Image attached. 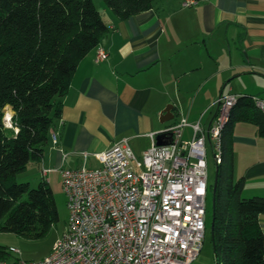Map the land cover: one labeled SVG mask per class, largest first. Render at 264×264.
I'll return each mask as SVG.
<instances>
[{"label":"crops","instance_id":"0c3cea01","mask_svg":"<svg viewBox=\"0 0 264 264\" xmlns=\"http://www.w3.org/2000/svg\"><path fill=\"white\" fill-rule=\"evenodd\" d=\"M181 2L156 0L150 10L125 20L103 10L109 30L100 45L107 59L95 62L92 49L77 64L43 158L27 167L36 183L79 167L83 153L103 152L122 139L139 158L180 118L206 129L221 95L264 101V0H197L190 8ZM168 105L174 118L162 124L159 117ZM239 112L243 116L230 139L233 179L243 177L244 188L259 194L264 136L250 115L233 108ZM191 131L184 128V139ZM86 165L99 163L89 157ZM43 169L49 170L46 175ZM259 224L264 233V214Z\"/></svg>","mask_w":264,"mask_h":264},{"label":"trees","instance_id":"16d2710c","mask_svg":"<svg viewBox=\"0 0 264 264\" xmlns=\"http://www.w3.org/2000/svg\"><path fill=\"white\" fill-rule=\"evenodd\" d=\"M119 20L150 10L156 0H103ZM109 30L92 0H0V232L40 238L58 221L48 181L32 188L18 182L30 163H40L49 131L60 118L77 64ZM251 97L234 108L252 117L264 136V115ZM11 110L10 127L4 109ZM232 112L221 136L214 192V264H264V233L259 216L264 197H242L245 180L233 179ZM210 227V225H209ZM0 247V259L10 260Z\"/></svg>","mask_w":264,"mask_h":264},{"label":"built area","instance_id":"2783aa9c","mask_svg":"<svg viewBox=\"0 0 264 264\" xmlns=\"http://www.w3.org/2000/svg\"><path fill=\"white\" fill-rule=\"evenodd\" d=\"M196 5L197 0L181 2L182 8ZM94 49L95 62L107 59L100 44ZM239 97L221 95L206 129L180 118L166 130L171 144L153 141L139 158L126 139L103 152L83 153L79 167L59 172L68 217L50 253L39 261L0 259V264H191L206 231V147L219 164L222 132ZM250 99L264 115V101ZM186 127L192 130L188 139ZM51 140L56 144V133ZM89 157L99 166L88 167ZM6 252L10 258L18 253Z\"/></svg>","mask_w":264,"mask_h":264},{"label":"rangeland","instance_id":"374dc122","mask_svg":"<svg viewBox=\"0 0 264 264\" xmlns=\"http://www.w3.org/2000/svg\"><path fill=\"white\" fill-rule=\"evenodd\" d=\"M95 9L104 18V9H107L103 0H92ZM10 116L11 110L9 107L4 109V124L6 127H10ZM207 193H206V231L203 241L202 249L197 258L191 264H214L213 250L211 244L210 234V221L212 214V186L215 180V162L213 160L212 152L207 144ZM18 182H28L32 188L37 186L36 181L31 178L28 171L18 176ZM48 185L52 191L53 199L58 211L59 221L53 225L43 237L40 238H26L17 236L10 233L0 232V247H4L9 250L10 248L15 249L18 253H10V259H18L23 261H39L46 257L57 238L61 235L64 230L65 223L68 217L67 199L65 192L62 187L59 173H50L48 177ZM254 189L258 186H253ZM255 191V190H254ZM253 188L246 186L242 192V197L250 198L253 196L263 197L264 191L259 194H253ZM262 195V196H261Z\"/></svg>","mask_w":264,"mask_h":264},{"label":"water","instance_id":"95a60500","mask_svg":"<svg viewBox=\"0 0 264 264\" xmlns=\"http://www.w3.org/2000/svg\"><path fill=\"white\" fill-rule=\"evenodd\" d=\"M172 105H168L165 107V109L161 112L159 121L164 124L168 122L169 120H172L174 118V115L172 114ZM172 142V133L168 131L160 132L155 136V144L156 146H164V145H169ZM217 165L215 163V180L212 186V209L214 207V192L216 188V183H217ZM212 230H213V211L211 214V221H210V234H211V240H212ZM212 249L214 250V244L212 241Z\"/></svg>","mask_w":264,"mask_h":264}]
</instances>
